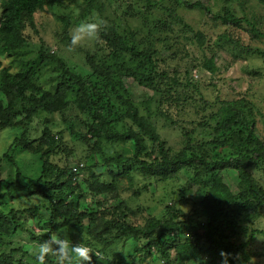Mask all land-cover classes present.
I'll list each match as a JSON object with an SVG mask.
<instances>
[{
	"label": "trees",
	"instance_id": "obj_1",
	"mask_svg": "<svg viewBox=\"0 0 264 264\" xmlns=\"http://www.w3.org/2000/svg\"><path fill=\"white\" fill-rule=\"evenodd\" d=\"M132 1L135 6L141 4L142 9L136 14L129 11L130 6L127 7L123 14L131 18L146 17L147 12L158 7L152 0ZM175 1L211 13L198 1ZM252 1L264 9V0ZM49 4L60 7L64 0H0V131L17 127L25 130L28 121L37 114L49 116L44 119L47 125L38 140L29 141L23 136L18 145L38 158L39 174L29 180L17 170L13 180L6 182L0 190V206L15 192L25 191L29 196H37L44 203L27 209L32 215H40L36 218L42 222L43 231L35 237L36 240L42 242L58 234L59 238H67L73 244H85L92 250L91 264H141L146 259L158 264H196L198 261L203 263L206 255L221 258L220 253L229 247L254 242L261 231L253 230L247 235V241L239 245L229 238L235 231H247L242 222L254 215L250 200L264 195V140L257 134L254 109L246 104L237 106L222 102L216 126L201 128V141L194 142L191 135L188 136V145L169 157L155 125L140 115L129 87L123 82L125 78H132L137 86L155 90V84L167 80L168 71L158 66L160 50L151 45L155 31L149 28L146 19L140 30L146 32L147 44L137 40L135 33L120 23L105 20L98 38L93 41L94 49L84 51L81 47H71L83 55L85 69L80 71L57 55L43 51L36 57L25 53L23 59L26 61L18 64L26 67L16 72L12 64H2V57L22 51L26 46L25 30L28 27L37 32L34 16ZM240 8L239 13L233 6L225 7L222 14L212 17L226 26L244 23L253 35L260 37L262 22L248 15L242 5ZM95 11L99 13L100 10L93 0H87L79 9L78 21L100 20ZM175 19L178 20L175 23L181 24L179 31H189L198 45L204 47L202 31H193L182 18L175 16ZM61 20L64 24L62 43L69 46L70 33L66 27L69 22L67 17ZM164 31L166 35L172 28L166 27ZM156 36L164 43V39ZM149 42L151 47H148ZM49 65H55L60 74V83L55 90L48 88L55 81L53 79L48 78L47 86L38 83V69ZM203 66L211 73L216 71L213 57L206 59ZM92 77L98 78L97 82H91ZM177 83L172 79L173 86ZM69 89L70 97L66 94ZM152 102L150 100L149 107ZM149 107L146 105L145 108L150 112ZM123 119L131 123L125 130L117 125ZM59 121L75 145L83 152L85 148L89 150L85 152L84 161L94 162L91 167L79 161L72 166H60L53 161V157L72 150L63 145L61 138L55 139L52 133L53 128H58ZM56 133L61 136L63 132ZM101 141L108 145L130 142L129 153L107 156L99 147ZM152 153L155 157L150 160ZM80 163L82 166H78ZM74 168L78 171L74 172ZM85 170L90 175H81ZM225 172L236 177V193L224 183L222 173ZM253 172L263 178H256ZM136 175L145 180L143 184L135 185L137 194L142 192L141 189L145 190L152 175L161 177V181H180L181 176L188 177H185L186 184L172 191L178 195V201H167L164 209L154 214L151 208L132 207L111 195L118 179L126 176L134 184ZM137 194H134L136 198L140 195ZM197 196L203 213L201 219L177 209L178 203L187 205ZM113 200L118 203L112 204ZM16 208L13 206L8 213L0 210V235H7L14 222L16 225L21 223L22 211ZM142 212L147 215L140 221ZM79 231L84 235L77 239L75 235ZM3 245L0 241V248ZM1 256L0 264H12L4 261L5 255ZM130 256L136 259L127 261ZM44 264H56V257L46 256ZM208 264L217 263L212 258Z\"/></svg>",
	"mask_w": 264,
	"mask_h": 264
},
{
	"label": "rangeland",
	"instance_id": "obj_2",
	"mask_svg": "<svg viewBox=\"0 0 264 264\" xmlns=\"http://www.w3.org/2000/svg\"><path fill=\"white\" fill-rule=\"evenodd\" d=\"M86 1L64 0V5L60 7L51 4L46 5L44 11L34 16L37 32H33L28 27L25 30L28 40L26 46L22 51L2 57V64H12L16 72L26 67L24 64H18L20 61H26L23 59L25 53L30 54L31 57H36L38 52L43 51L51 52L64 59L73 69L76 68L78 71L85 69L82 66L83 55L62 43L64 24L61 19L67 17L69 24L66 27L70 33V39L73 26L79 22V14H75L76 10H79ZM152 1L157 3L156 9L147 12L146 17L140 15L131 18L123 14V11L130 6L129 11L136 13L142 9L140 8L141 4L135 6L136 3H133L132 0H93L96 8L100 10L99 13L95 11L96 15L100 16V20L112 21L113 19L116 23H120L126 29L134 32L137 40L146 42L148 41L146 32L140 30L144 23L143 20L146 19L149 28H153L155 31L154 36L157 35L156 37L164 39V43H162L154 36V40L149 37V41H153V44L149 42L148 47H151V44L153 48L160 50L157 54L158 66L160 69L168 71L166 82L155 84V90L137 86L132 78H125L123 82L126 87H129L131 98L138 106L140 115L144 118L147 117L155 125L160 134V140L165 144L164 150L167 151V155L173 156L187 146L190 135V139L194 142L201 141L200 129L216 126V119L219 116L218 112L222 102L234 103L237 106L246 104L252 107L255 111L257 134L264 140V9L252 0L248 2H243V0H187L200 2L208 7L211 13L197 8H188L184 3L175 0ZM240 5L243 6L248 15L254 16L256 20L262 22L259 27L260 37L253 35L244 23H241L240 26H226L216 22L212 17L215 14H222L223 9L230 6H233L240 13ZM175 16L182 18L193 31L200 30L203 32L204 47L198 45L189 31L183 33L178 30L179 27L181 29V24L175 23L178 21ZM166 27L172 28V31L165 35L164 29ZM223 35L226 36L225 39L222 38ZM166 36L169 37L170 41ZM184 37L186 38L184 39ZM93 41L82 42L75 47L90 51L94 49L92 48ZM210 57H213V64L216 68L214 73L209 72L203 66L204 61ZM55 65L38 69L39 84L44 83L47 86L48 78L55 80L48 87L51 90H55L60 83V74L55 69ZM84 71L88 73L87 70ZM172 79L178 82L177 85L173 86ZM97 80L98 78L92 77L90 81L97 82ZM125 85L123 86L125 87ZM66 94L70 97L71 90H67ZM150 100L153 102L149 107ZM146 105H148L151 113L145 108ZM48 117L46 114L43 116L40 113L28 121L25 130L17 127L0 131V190L4 188L6 182L13 180V175L17 170L29 177V180L34 179L37 173L39 174L40 162L38 158H34L21 150L18 145L23 136L29 141L38 140L45 125H47L44 119H48ZM62 124L59 121L58 128H53L52 133L55 134V139L61 138L63 145L72 150L69 151L70 154L65 151L53 157V161L60 166H72L79 161L85 166L91 167L94 162L84 161L85 152L89 150L85 148L83 152L81 147L75 145L69 139ZM129 124H131L129 120L123 119L117 125H119V129L125 130ZM58 131L63 132L61 136L56 133ZM86 137L90 139L89 134ZM92 140L90 144L93 145L94 140ZM99 147L107 156H115V154L120 153L127 155L130 150V142L108 145L107 142L101 141ZM67 154L69 155L67 156ZM154 157L155 154L152 153L150 160H153ZM9 158H12V161H9ZM84 173L87 175L89 171L85 170L81 175ZM253 175L258 179L263 178L257 172H253ZM185 177L188 175L178 178L180 181L174 179L161 181V177L152 175L148 179L145 190L141 189L142 192L138 195L135 192V185L143 184L145 180L140 175H136L133 184L128 177L124 176L118 179L115 192L111 195L118 197L121 201H126L132 207L151 208L152 213L157 214L161 209H164L167 201H171V199L175 202L178 201V195H174L172 191L179 189V185L187 183ZM222 177L229 189L236 193L234 174L225 172L222 173ZM134 194H137L138 197L136 198ZM112 202V204L118 203L114 200ZM188 202L187 205L178 203L177 209H182L190 217L201 219L203 213L201 214L199 207V196ZM41 203L44 201L37 196H29L27 192L21 191L15 192L9 199H5L4 204L0 206V210L5 213H8L13 206L22 211L21 223L16 225L14 222L13 228L7 235H0V241L4 243L3 247L0 248V261L3 260L1 256L3 254L6 256L4 261H10L12 264H38L34 250L40 242L35 237L43 231L40 226L42 222L36 218L40 215H32V212L28 213L27 209H32L33 206ZM250 205L254 215L249 220L242 222L247 231L242 230L239 233L235 231L229 238L233 240L235 245H239L247 241V235L253 230H259L262 234L256 235L255 241L247 246L225 249L224 253L230 254L228 264H264V195L252 198ZM145 215H147L145 212L139 214V220L141 221ZM79 233H76L75 238H82L84 232L79 231ZM54 236L58 237V234ZM212 258L215 263L221 264V258L211 256V254L204 256L203 263H201L208 264ZM134 259L136 257L130 256L127 261H134ZM199 263L198 261L196 264ZM141 264H158V262L146 259Z\"/></svg>",
	"mask_w": 264,
	"mask_h": 264
},
{
	"label": "clouds",
	"instance_id": "obj_3",
	"mask_svg": "<svg viewBox=\"0 0 264 264\" xmlns=\"http://www.w3.org/2000/svg\"><path fill=\"white\" fill-rule=\"evenodd\" d=\"M75 14H79L78 9ZM104 23L103 20L99 19H85L78 22L72 28L69 46L75 47L82 42L96 40L99 36V30ZM76 170L77 168L73 169L74 172ZM91 251L85 244H73L67 238L62 239L56 236H49L48 239L38 243L34 250V255L38 264H44L45 257L50 254L56 257V264H91ZM229 255L224 252L220 253L221 264H228Z\"/></svg>",
	"mask_w": 264,
	"mask_h": 264
}]
</instances>
